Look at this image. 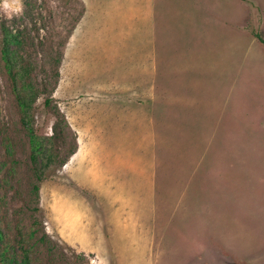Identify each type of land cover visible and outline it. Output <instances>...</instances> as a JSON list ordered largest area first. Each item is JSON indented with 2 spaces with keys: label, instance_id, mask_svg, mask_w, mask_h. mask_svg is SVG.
Returning a JSON list of instances; mask_svg holds the SVG:
<instances>
[{
  "label": "rangeland",
  "instance_id": "rangeland-1",
  "mask_svg": "<svg viewBox=\"0 0 264 264\" xmlns=\"http://www.w3.org/2000/svg\"><path fill=\"white\" fill-rule=\"evenodd\" d=\"M256 34L264 0H0V264H264Z\"/></svg>",
  "mask_w": 264,
  "mask_h": 264
},
{
  "label": "trees",
  "instance_id": "trees-1",
  "mask_svg": "<svg viewBox=\"0 0 264 264\" xmlns=\"http://www.w3.org/2000/svg\"><path fill=\"white\" fill-rule=\"evenodd\" d=\"M256 37L258 38V40L260 41V43L263 45L264 47V39H262L258 34H256Z\"/></svg>",
  "mask_w": 264,
  "mask_h": 264
},
{
  "label": "bare ground",
  "instance_id": "bare-ground-1",
  "mask_svg": "<svg viewBox=\"0 0 264 264\" xmlns=\"http://www.w3.org/2000/svg\"><path fill=\"white\" fill-rule=\"evenodd\" d=\"M246 224V223H245ZM255 233V232H254ZM262 245V244H261Z\"/></svg>",
  "mask_w": 264,
  "mask_h": 264
}]
</instances>
